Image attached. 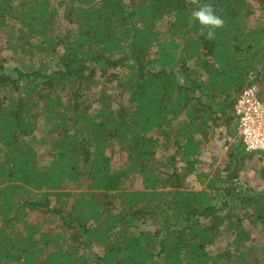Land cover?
I'll return each mask as SVG.
<instances>
[{
    "label": "trees",
    "instance_id": "1",
    "mask_svg": "<svg viewBox=\"0 0 264 264\" xmlns=\"http://www.w3.org/2000/svg\"><path fill=\"white\" fill-rule=\"evenodd\" d=\"M253 3L264 17V0H0V264H264L244 226L264 239V192L239 182L264 150L236 140L217 171L197 169L219 128L235 135V98L264 92ZM209 6L223 26L194 18Z\"/></svg>",
    "mask_w": 264,
    "mask_h": 264
},
{
    "label": "rangeland",
    "instance_id": "2",
    "mask_svg": "<svg viewBox=\"0 0 264 264\" xmlns=\"http://www.w3.org/2000/svg\"><path fill=\"white\" fill-rule=\"evenodd\" d=\"M255 7V14L249 19L248 24L250 26H254L256 24H262L264 25V17L260 15V12L258 9H256V4L253 3ZM6 22H9L7 20ZM161 29H164L165 25L163 21L159 24ZM5 28H8V23L4 25ZM60 26L61 28L58 29V35L62 33L64 29L67 28L68 25L64 21H60ZM0 27H3L2 24H0ZM17 32V30L15 29ZM6 32L0 29V47L4 46L6 42ZM4 56H9L10 52L9 51H2ZM7 65L10 66H19V63L15 60L9 59L6 62ZM100 77V74L97 73L96 79L98 80ZM262 82L259 81L255 83V85L260 88L262 86ZM108 85H112L111 83ZM95 107V105H94ZM235 116V115H234ZM40 129L35 132V135L37 137H42L44 136V131L42 128L47 127L45 125L44 121L40 120L39 122ZM236 140L241 141V138L237 136L235 133L234 136L230 137L228 134H226L225 130L223 128H219L218 132L214 135V140L209 143L208 145L204 146L202 149V153L199 157V162L197 163V169L199 170L198 172H206V173H214L215 171L218 170L219 167H222L224 165V162L227 159V154H228V148L229 146L236 142ZM241 144L243 146V143L241 141ZM40 154H46L48 151V144L46 142H42L37 146ZM107 154L110 156L112 162V168L113 169H118L122 165H124L126 162L125 155L119 152L116 147H109L107 149ZM45 156V155H44ZM164 157V152L160 151L157 154V158L161 159ZM264 164V159L260 158L259 155L255 154L253 160L248 164V166L245 168L244 171H241L239 174V182L246 188L250 189L253 191L257 192H264V181H262L258 175L256 174V171L258 170V167ZM180 165V164H179ZM186 186L189 189L192 190H200L202 188V185L199 184L195 176H189L186 180ZM125 189L126 190H141L142 185H141V180L138 176H133L132 178L127 179L125 183ZM69 190H75L74 187L70 186ZM71 199V198H69ZM52 205L55 203L54 197L51 196ZM49 216L45 217L41 215V213L38 212H30L28 214V219L31 222L35 223H42L44 227H48L49 223L47 220H49ZM44 222V223H43ZM54 225V224H52ZM245 228L250 231L251 235V241L256 245L260 246L264 243V239L262 236L263 230L261 226L258 224L253 225L249 221L244 222ZM227 238H222L219 241H216L215 244L210 246V249L214 252H218L224 248V246L227 243ZM95 251L100 253L101 250L99 247L95 248Z\"/></svg>",
    "mask_w": 264,
    "mask_h": 264
},
{
    "label": "built area",
    "instance_id": "3",
    "mask_svg": "<svg viewBox=\"0 0 264 264\" xmlns=\"http://www.w3.org/2000/svg\"><path fill=\"white\" fill-rule=\"evenodd\" d=\"M236 134L246 151L264 150V92L249 85L235 98Z\"/></svg>",
    "mask_w": 264,
    "mask_h": 264
},
{
    "label": "clouds",
    "instance_id": "4",
    "mask_svg": "<svg viewBox=\"0 0 264 264\" xmlns=\"http://www.w3.org/2000/svg\"><path fill=\"white\" fill-rule=\"evenodd\" d=\"M194 18H197L202 25H210L213 27L223 26V21L212 14L211 7H204L199 11L193 13ZM212 33H209L211 37Z\"/></svg>",
    "mask_w": 264,
    "mask_h": 264
}]
</instances>
